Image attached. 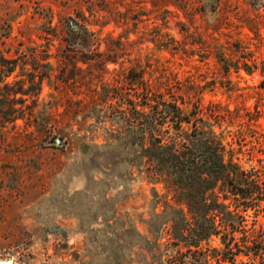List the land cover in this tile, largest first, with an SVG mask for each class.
<instances>
[{
	"label": "rangeland",
	"instance_id": "1",
	"mask_svg": "<svg viewBox=\"0 0 264 264\" xmlns=\"http://www.w3.org/2000/svg\"><path fill=\"white\" fill-rule=\"evenodd\" d=\"M147 88L202 108L228 159L264 171V0H0V264L200 258L126 143Z\"/></svg>",
	"mask_w": 264,
	"mask_h": 264
},
{
	"label": "trees",
	"instance_id": "2",
	"mask_svg": "<svg viewBox=\"0 0 264 264\" xmlns=\"http://www.w3.org/2000/svg\"><path fill=\"white\" fill-rule=\"evenodd\" d=\"M145 90L140 104L131 103L120 118L133 161L173 193L176 207L169 208L177 246L196 249L200 258L193 264H236L241 255L250 260L242 264H264V227L247 224L250 210L257 216L264 211V171L245 170L228 159L226 145L202 108L188 111L181 95ZM214 236L223 250L204 252L201 243Z\"/></svg>",
	"mask_w": 264,
	"mask_h": 264
},
{
	"label": "water",
	"instance_id": "3",
	"mask_svg": "<svg viewBox=\"0 0 264 264\" xmlns=\"http://www.w3.org/2000/svg\"><path fill=\"white\" fill-rule=\"evenodd\" d=\"M60 141L58 140V143H59Z\"/></svg>",
	"mask_w": 264,
	"mask_h": 264
}]
</instances>
